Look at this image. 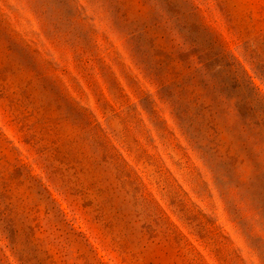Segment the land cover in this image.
I'll return each mask as SVG.
<instances>
[{"label": "rangeland", "instance_id": "obj_1", "mask_svg": "<svg viewBox=\"0 0 264 264\" xmlns=\"http://www.w3.org/2000/svg\"><path fill=\"white\" fill-rule=\"evenodd\" d=\"M0 264H264V0H0Z\"/></svg>", "mask_w": 264, "mask_h": 264}]
</instances>
